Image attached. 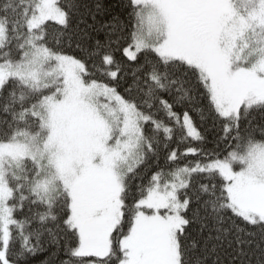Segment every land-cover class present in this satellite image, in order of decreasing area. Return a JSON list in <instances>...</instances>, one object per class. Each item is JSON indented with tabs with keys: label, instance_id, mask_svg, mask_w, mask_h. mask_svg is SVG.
<instances>
[{
	"label": "snow or ice",
	"instance_id": "1",
	"mask_svg": "<svg viewBox=\"0 0 264 264\" xmlns=\"http://www.w3.org/2000/svg\"><path fill=\"white\" fill-rule=\"evenodd\" d=\"M0 264H264V0H0Z\"/></svg>",
	"mask_w": 264,
	"mask_h": 264
},
{
	"label": "trees",
	"instance_id": "2",
	"mask_svg": "<svg viewBox=\"0 0 264 264\" xmlns=\"http://www.w3.org/2000/svg\"><path fill=\"white\" fill-rule=\"evenodd\" d=\"M108 2L115 4L116 3V0H108ZM89 23H91L90 20H89Z\"/></svg>",
	"mask_w": 264,
	"mask_h": 264
}]
</instances>
